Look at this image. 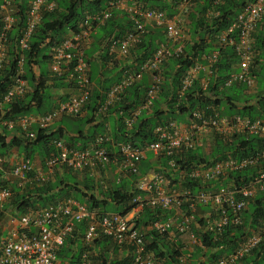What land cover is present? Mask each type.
I'll list each match as a JSON object with an SVG mask.
<instances>
[{
	"label": "trees",
	"instance_id": "obj_1",
	"mask_svg": "<svg viewBox=\"0 0 264 264\" xmlns=\"http://www.w3.org/2000/svg\"><path fill=\"white\" fill-rule=\"evenodd\" d=\"M176 1L143 0V3L148 8L164 11L170 17L174 14ZM249 1L252 0H223L222 4L215 8H213L211 0L194 1L195 3L190 7L186 16L187 29L184 32L188 35V41L184 44L181 54L171 56L160 65L161 83L155 99L151 102L149 116L136 117L135 120H138L135 121L136 124L133 123L126 130L124 129L123 118L129 117L144 104L147 89L146 79L142 77L141 80L134 82L123 92L127 97H123L121 100L120 116L114 118V123L118 126L117 128L114 127L116 130H114L112 137V145L116 146L117 150L119 144L122 143L143 147L155 140L154 129L157 126H162L171 121L176 122L178 115H187L190 120L191 113L195 111L206 115H212L216 112L220 116L234 115L261 119L264 122V19L256 25L253 34L252 48L255 50V56L249 66V74L255 79L254 91L238 82L232 83L228 87L224 86L225 79L234 73L237 63L233 49L228 45L218 49L217 57L211 65L210 76L204 89L199 84L200 75H198L187 89L181 91V81L184 74L196 62H200L202 57H207L215 49L216 37L231 24L236 14ZM1 2L2 0H0ZM11 2L14 3L16 12L14 13V24L6 34L7 62L0 72V100L6 89L12 84L17 56L22 59V74L19 77L25 82L26 87L22 96L13 99L10 104L2 106L0 109V157L3 156L4 151L16 148L23 158L30 159L33 148L36 146L41 151L40 163L44 169L45 160L50 155L55 154L51 142L53 140L62 141L63 134L57 131H49V127L46 130L34 129V139L28 141L19 130H13L16 129L13 128L10 130L13 136L7 139L8 130L1 122L28 113H33L36 116L49 112L57 105L50 100L49 88L75 87L73 82L66 80V75L57 77L52 75L48 69L42 71L39 66L41 63L49 66L52 49L64 40L67 32L77 30V25L84 14L102 10L106 0H49V3H53V7L50 10H43L38 24L27 39L26 48L21 51L18 49L17 39L24 28L28 0H11ZM129 24L125 13L114 10L111 11L110 18L99 29L103 38L112 36L114 39H119L126 33L130 27ZM95 40H98V37ZM163 41V32L149 28L133 52L134 65L127 66V69L136 71L137 67L153 54L156 43ZM34 69L37 71V75ZM48 80L51 82L50 85ZM105 81L106 83L98 82V86L103 88L104 94L111 86L107 78ZM99 98L100 95H97L96 90L91 88L90 97L82 107L83 110L84 107L88 106L90 118L83 124L89 123L97 113L99 103L96 102L99 101ZM115 105L116 102L113 106ZM76 133L78 137H82V134L85 135L86 132L79 130ZM84 139L88 143L91 135ZM63 142L66 146H70L68 138H65ZM262 143V138L253 135L241 134L224 138L214 134L207 155L202 154L199 147L181 151L172 156L173 167L187 173L196 166L210 165L227 155L240 159L259 151ZM104 149L107 153L106 147ZM165 159L167 162L168 158ZM57 167L66 171L70 170L62 166ZM258 167L264 171V163H259L255 167L228 174V180H223L224 182L209 181L202 184L196 179L192 180L184 176L180 185L181 188L177 190L187 189L189 192L187 199H189L199 190L217 189L212 187H216L222 182L223 185L229 181L245 183L257 174ZM0 189H7L11 193L8 203L0 205V221L5 210H10L20 216L29 210L45 208L64 196L76 198L77 201L86 198L90 202V204H85L88 209H97L92 197H87L84 193L79 192L75 184L63 185V182L59 180L43 181L18 190V187L11 186L7 180L0 177ZM138 194L141 192L136 188H132V190L115 188L108 192L107 198L113 204L120 205L122 209L120 214L125 216L135 208L131 199ZM185 206L186 204L183 203L180 208L187 215L189 211ZM196 207L201 214L212 213L207 206ZM171 213V211H164L157 207L146 206L139 211L136 217L130 219L133 229L144 231L143 245L146 252L151 253L154 263L182 264L180 259L181 261L183 259L186 261L185 264H212L220 257L231 253L251 233L257 231L259 233L264 216V194L257 193L248 201L247 208L241 212L242 222L240 225L227 224L217 235L209 232L195 233L199 247H195L196 249L194 248L188 257L184 256L185 253L181 250L180 245H175L174 242L167 239L166 231L160 233L151 228L153 222L164 221L172 215ZM194 220L200 226L203 225V220L198 215L194 216ZM83 231V223L75 224L72 232L64 238L61 247L56 251L59 264H79L80 254L84 249L81 240ZM174 233L177 234L176 231ZM88 249L92 254L93 264H131L132 261L131 255L124 252L125 248H119L106 237L92 241ZM235 264H264V237Z\"/></svg>",
	"mask_w": 264,
	"mask_h": 264
},
{
	"label": "built area",
	"instance_id": "obj_2",
	"mask_svg": "<svg viewBox=\"0 0 264 264\" xmlns=\"http://www.w3.org/2000/svg\"><path fill=\"white\" fill-rule=\"evenodd\" d=\"M194 1L177 0L174 5V14L170 17L162 10L146 7L143 0H106L102 10L84 14L77 25V30L69 31L70 34L55 46L50 54L49 72L57 77L66 75V80L73 82L75 92L64 101L57 103L49 112L36 116H19L12 120L2 121L1 124L7 130L16 128L24 138L30 141L34 139V129L46 130L60 118L78 116L91 94V83L83 48L95 28L102 26L110 18L111 11L123 4L130 27L119 39H114L112 36L105 38V48L109 58L114 53L120 57H127L147 33L145 28L147 23L161 27L168 44L166 42L158 44L153 54L145 59L136 71L123 69L119 81L107 92V100L98 106L97 113L104 112L112 100L134 82L139 81L143 73L149 75V86L145 91L143 105L144 107L150 106L161 83L160 65L171 56L182 53L186 36L183 23ZM222 2L223 0H211L213 8L218 7ZM11 7V0H2L0 3V72L7 62L6 34L14 24V16L10 12ZM52 7L49 0H28L24 28L17 39L20 51L26 48L27 39L38 24L43 10H50ZM263 19L264 0L249 1L236 14L231 24L216 37V47L207 56L209 61L213 62L217 57L218 49L226 45L232 47L237 58V71L225 79V87L238 82L244 84L249 90H255V79L249 74V66L255 56V50L252 48L253 34L256 25ZM195 71L196 66L193 65L184 74L181 91L190 86ZM21 74L22 59L17 56L15 76L12 84L1 97L0 108L10 104L13 99L24 93L25 82L20 79ZM134 117L135 113H132L129 117L123 118V124L130 126ZM189 121L190 123L183 130L172 121L157 126L154 129L155 140L143 147H135L129 143L119 144L118 155L121 157L123 167L130 175H136L137 166L147 151L168 158L169 165L173 166L172 156L197 147L201 133H212L224 138L241 134L253 135L262 138L263 143L259 151L247 157L236 159L227 155L210 165L192 168L188 172V177L192 180L196 179L202 184L209 181L228 180L227 176L230 173L264 163V122L261 119L234 115L220 116L216 112L206 115L195 111L191 113ZM103 141L102 137H97L89 148L73 149L61 140H53L51 144L55 149V154L45 160V168L52 172L57 166L73 171L82 170L90 165L102 167L109 162L107 153L100 147ZM3 160L0 157V167ZM257 169V174L245 183L232 181L225 185L219 183L217 189L199 190L189 199H187L188 193H184L189 213L183 216L181 222L175 226L177 232L187 234L192 244L197 243L189 230V222L194 219L192 211L197 205L211 208L212 215L209 214L206 219L204 232L217 235L227 224L240 225L242 222L240 215L246 209L248 201L257 193L264 194V171L259 167ZM30 172L31 165L28 159H18L10 165L12 178L20 182L24 181L25 175ZM161 180L160 175H155L150 182L137 185L136 189L144 194L135 195L131 199L136 209L141 210L146 206L157 207L161 210L180 209L183 200L181 201L179 196L173 192L164 193L159 186ZM10 195L7 189H0V203L7 200ZM78 223L84 224L81 237L84 249L80 254L79 264H93L88 246L92 241L102 237L109 238L119 248H125V253L131 255V264H155L151 253L146 252L144 248L143 234L132 228L129 219L118 213L89 210L84 204L71 198L57 200L42 209L29 210L14 219V231L0 239V264H59L56 251L61 247L64 238L72 232L74 225ZM169 227V221L151 224V228L160 233L167 231ZM262 237H264V216L259 233L258 231L251 233L231 253L217 259L212 264H235L247 255Z\"/></svg>",
	"mask_w": 264,
	"mask_h": 264
},
{
	"label": "crops",
	"instance_id": "obj_3",
	"mask_svg": "<svg viewBox=\"0 0 264 264\" xmlns=\"http://www.w3.org/2000/svg\"><path fill=\"white\" fill-rule=\"evenodd\" d=\"M122 3H124V1H122ZM11 5L12 7L10 9V12L14 16V13L16 12V7L13 2H11ZM52 6H53V3H52ZM124 8L125 6L123 4V5H120L119 8L115 9V11L119 13H125ZM184 24H185L184 30L186 32L187 20H185ZM99 27L95 28L89 41L84 46L83 54L85 56V63L87 64L88 77L91 83V88L96 90L97 95H100L99 101L96 103H99V105H101L103 104V102L107 100V92L110 90V88L114 84H116L119 81L122 70L127 69V66L134 65L133 52L137 49L139 44L130 52V54L127 57H120V56H117V53H114V55L111 56V58H109L107 56V50L105 48V42H104L105 38H103V35H101L100 33L101 30L99 29ZM145 28L147 32L149 28L150 30L151 29L155 31L159 30L163 32V29L161 27H156L148 23L145 25ZM69 34L70 33L67 32L66 36H68ZM97 37H98V40H95V38ZM163 38H164V34H163ZM187 41H188V35L186 33L185 39L183 41V45ZM164 42H166L165 39L163 42H159V43L157 42L156 47L158 46V44L164 43ZM212 51H214V49ZM213 62H210L208 57H202L200 62H196L194 64L196 66V71L194 72L193 80L198 75H200L199 84L202 89L206 87V84L208 82L210 72H211V65L213 64ZM47 69L49 70V66H47ZM236 71L237 69L234 72ZM34 72L37 75V71L35 69H34ZM142 77L146 79L147 87H148L149 86V75L146 73H143L139 80H141ZM106 78L108 82L111 84V86L104 94V90L102 87L100 88V86H98V82L106 83L105 81ZM48 84L49 85L51 84L49 80H48ZM128 88L129 87H127L126 89ZM49 89H50V100L55 102V105L58 102L64 101L69 95L75 92V87L66 88V89L64 88L62 89L49 88ZM123 92L121 93L122 95L119 94L112 100V102L106 107L104 112H101L99 114L96 113L92 117V119L89 121V123L87 124H83V123L88 121V119L90 118V116H88L89 114L88 106L83 108L78 118H75V119L68 118L72 120L81 121L82 123V126L77 127V129H75L74 132L70 130L71 126L69 125V123H65V125L61 124L62 119L67 118V117L60 118L59 120L52 123L48 128V130L51 132L53 131L61 132L63 134L62 141H64L65 138H68V143L70 145L69 147L75 148V149L89 148L92 145L95 138L102 137L104 141L102 144H100V147H102L103 149L104 147H106V149L108 150L107 152V156L109 158L108 164H105L102 167L98 165L96 166L90 165L88 167H85L82 170H77V171H72V170L66 171L63 168L56 167L54 170H52V173H50L51 171L49 172L46 168L43 169L41 167V163H40L41 151L38 149V147L34 146L32 154L30 155V159H28L31 165V173H29L28 176L25 175L24 181L20 182L18 179L12 178L11 173H10V165L12 164V162H14V159H16L17 157H19V159H22L23 156L22 154L19 153L18 149L11 148L9 150L4 151L2 154L3 156H1L4 159L2 165L5 166L6 168L8 166L9 173L7 174L6 172H3L0 169V172H1L0 177L4 178L5 180H8L11 186L18 187V190H22L23 187L25 186L30 187V185L32 184H37L43 181L53 182L54 180H59L63 182V185H66V184L74 185L75 184V187L76 189L79 190V192L84 193L87 197H92L93 202L95 201V206L97 207L96 211L101 212V213H119V214L122 213V209L120 205H115L109 201V199L107 198L108 192H110L111 190H114L115 188H123V189L132 190V188H136L137 185H142V184H146L150 182L155 175H160L162 177V180L159 186H160V189L164 193L173 192L174 194H176L175 192L177 191V189L181 188L180 185L182 184V179L184 178V176H186L188 179L190 178L188 177V172L184 173L181 170H178L177 168L170 166L168 159L166 162V159H165L166 157L164 156L162 157L161 155H154L149 151L145 152L142 160L139 162L137 166L138 173L136 175H130L126 171V169L123 167L121 157L118 155L117 147L112 145V142H113L112 137L114 134V130H116L115 128H117L118 126V124L116 125L114 123V118L115 116H120L121 111H119V108L122 107L121 100L123 99V97L124 98L127 97V95H124ZM115 102H116V105L113 106ZM151 106L152 104L148 107H144V105H142L136 111H134L133 113H135V117L132 119L130 126L133 125V123L136 124L135 121H138V120H135L136 117H141V118L148 117L149 108H151ZM27 115H33V113H28L23 116H27ZM176 119H177L176 122L175 121H172V122H174L181 130L185 129L190 123L187 115H178L176 116ZM130 126L124 125V129L126 130ZM13 130H17V129H13ZM79 130L85 131L86 132L85 135L82 134V137L81 136L78 137L76 131H79ZM15 133L17 134V132ZM7 134H8L7 139L13 136V133L10 130H8ZM90 135H91V139H88V143H86V140L84 138ZM206 136H208V133L200 134V139H199L200 141H199V145L197 146L201 148L202 154L204 155H207L210 150V148L208 151H205L204 149L205 144H207L208 142V137ZM90 141L92 142L89 143ZM8 175L10 178L8 177ZM218 185L219 184H217L216 187H218ZM216 187H212V188H216ZM185 191L188 192L187 189H185ZM176 195H182V194H176ZM9 198L5 200L4 202L0 203V205L7 204ZM66 198H72V197L64 196L60 198L59 200L66 199ZM72 199L77 201L76 198H72ZM78 202H81L84 204H87V203L90 204L89 200H87L86 198L85 199L82 198ZM105 206H109L110 208L113 209V211H105ZM139 211L140 210L133 209L127 215H125V218L132 219L133 217H136L138 215ZM164 211L172 212L171 213L172 215H170L166 220L161 221V222L169 221L170 223V227L166 231L167 239L170 240V242H174L175 245H178V246L180 245L181 250H183V252L185 253L184 256L188 257L189 254L193 252V249L195 247L190 248V251H189L187 247H191V246L186 245V244L184 246L181 244L182 241L180 240L179 237L182 235L187 236V234L178 233L177 229L175 228V226L181 222V217L177 215L176 211L173 208L169 210H164ZM15 215L16 214L11 212L10 210H5L3 212V217L0 221V239L14 231V219L19 217ZM205 215L206 213L201 214V216H199V218L201 217L203 220L202 226H200L198 222H195L194 219L189 222L190 234H192L194 238H196L195 233H205L204 232L205 230L203 229L207 221ZM174 231H176L177 234H175ZM140 232L142 234L144 233V231L142 230ZM183 238L185 239V236H183ZM190 243L191 242H189V244ZM180 263L185 264L186 262L185 260L182 259L181 261L180 259Z\"/></svg>",
	"mask_w": 264,
	"mask_h": 264
},
{
	"label": "rangeland",
	"instance_id": "obj_4",
	"mask_svg": "<svg viewBox=\"0 0 264 264\" xmlns=\"http://www.w3.org/2000/svg\"><path fill=\"white\" fill-rule=\"evenodd\" d=\"M184 27H185V24L183 23V28H184ZM39 67H40V69H41L42 71H45V70L47 69V65L44 64V63H41ZM252 91H253V89H252ZM65 123H69V125L71 126L70 130H71L72 132H74L75 129H77V127L82 126L81 121H78V120H72V119H68V118H63V119H62L61 124H62V125H65ZM213 135H214V134H212V133H208V136H206V137H208V142H207V144H205V146H204L205 151H208V150H209V148H210V144L212 143ZM18 159H19V157H17L16 159H14V161H17ZM7 168H8V166H7ZM7 168H6L5 166H2V165H1V167H0V169H1L3 172H6V173L8 174V173H9V168H8V169H7ZM8 177H9V175H8ZM9 178H10V177H9ZM7 181H8V180H7ZM182 192H183V189H179V190L176 191V193H178V194H182ZM183 203H185L186 206H187V203H186L185 201H183L182 204H183ZM186 206H185V207H186ZM174 210L176 211L177 215L180 216L181 218H182L183 216H185L184 211L181 210V208L178 209V210H176V209H174ZM209 210H211V208H210ZM105 211H113V209L110 208L109 206H105ZM192 214H193L194 216H195V215L201 216V213H200V211H199V209H198L197 207H195V209L192 211ZM209 214H210V213H207V214L205 215V217L207 218V217L209 216ZM183 236H185V239L183 238ZM186 237H188V236H186V235H182V236H180L179 238H180V240L182 241V243H181L182 245L185 246V244H186V245L191 246V247H187V248L189 249V251H190V248H192V247H197V246H198V244H197L198 242H197L196 244H192V243L189 244V242H190L191 240L188 239V238H186ZM185 262H186V261H185Z\"/></svg>",
	"mask_w": 264,
	"mask_h": 264
},
{
	"label": "clouds",
	"instance_id": "obj_5",
	"mask_svg": "<svg viewBox=\"0 0 264 264\" xmlns=\"http://www.w3.org/2000/svg\"><path fill=\"white\" fill-rule=\"evenodd\" d=\"M189 9H190V8H189ZM189 9H188V11H189ZM183 46H184V45H183ZM183 48H184V47H183ZM53 170H54V169H53ZM51 173H52V172H51ZM184 191H185V189H183V192H184ZM175 193H176V192H175ZM184 193H188V194H189V192H186V191H185ZM184 193H182V195H178L179 198L181 199V201H182V200L185 201L184 199H185L186 196L184 195ZM143 194H144V193H142L141 195H143ZM176 194H178V193H176ZM195 194H196V193H195ZM195 194H194V195H195ZM71 199H72V198H71ZM183 201H182V202H183ZM182 202H181V205H182ZM185 202L187 203V206H188V202H187V201H185ZM80 203H81V202H80ZM82 204H83V203H82ZM84 205H85V204H84ZM85 206H86V205H85ZM187 206H186V207H187ZM197 206H200V207H201L202 205H197ZM86 207H87V206H86ZM180 207H181V206H180ZM195 207H196V206H195ZM207 207L210 209L209 206H207ZM87 208H88V207H87ZM246 208H247V207H246ZM134 209H136V208H134ZM89 210H90V209H89ZM137 210H138V209H137ZM95 211H96V210H95ZM210 211H211V210H210ZM243 211H244V210H243ZM118 214H119V213H118ZM122 216H123V215H122ZM193 216H194V215H193ZM212 218H213V217H212ZM206 219H207V218H206ZM129 220H130V219H129ZM197 244H198V243H197ZM198 247H199V245H198ZM124 252H125V251H124ZM223 257H224V256H223ZM220 258H221V257H220Z\"/></svg>",
	"mask_w": 264,
	"mask_h": 264
}]
</instances>
